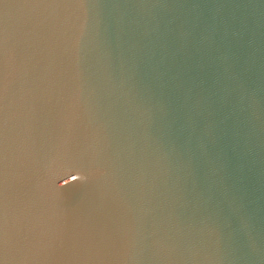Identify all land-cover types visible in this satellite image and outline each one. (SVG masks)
<instances>
[{
    "label": "water",
    "instance_id": "water-1",
    "mask_svg": "<svg viewBox=\"0 0 264 264\" xmlns=\"http://www.w3.org/2000/svg\"><path fill=\"white\" fill-rule=\"evenodd\" d=\"M0 264H264V0H0Z\"/></svg>",
    "mask_w": 264,
    "mask_h": 264
}]
</instances>
